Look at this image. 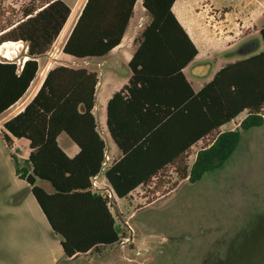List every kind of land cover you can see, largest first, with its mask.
<instances>
[{
  "label": "trees",
  "instance_id": "trees-1",
  "mask_svg": "<svg viewBox=\"0 0 264 264\" xmlns=\"http://www.w3.org/2000/svg\"><path fill=\"white\" fill-rule=\"evenodd\" d=\"M136 1L88 0L63 53L77 59L107 55L121 43ZM174 1H143L151 21L129 63L132 76L107 105V129L123 157L105 177L119 199L152 183L157 191H170L184 180L200 181L225 164L243 132L264 123V49L256 53L259 44L249 43L242 49L248 57L222 67L194 93L182 70L197 50L171 13ZM69 14L62 0H27L18 20L1 30L10 38L0 45L25 43L27 60L0 58V115L26 93L38 70L37 59L49 52ZM260 37L264 46V27ZM58 70L73 75L63 78L65 88L46 90ZM97 81L94 72L55 67L34 99L2 125L8 146L12 138L28 142L27 159L12 156L16 175L27 183L65 258L72 261L121 239L107 200L91 191L90 180L102 168L105 148L92 113ZM243 112L236 129L220 132ZM61 133L79 148L74 158L58 146ZM199 141L203 146L189 166V150ZM169 169L173 179L167 176ZM255 241L264 244L261 236L249 244Z\"/></svg>",
  "mask_w": 264,
  "mask_h": 264
},
{
  "label": "rangeland",
  "instance_id": "rangeland-1",
  "mask_svg": "<svg viewBox=\"0 0 264 264\" xmlns=\"http://www.w3.org/2000/svg\"><path fill=\"white\" fill-rule=\"evenodd\" d=\"M25 4L27 0H0V42L10 38L1 30L18 20ZM7 42L17 44L8 59L22 61L26 44ZM4 55L0 52V58ZM2 130L0 126V264H264V244H249L258 236L264 239V123L243 132L225 164L200 181L182 182L170 191L139 189L114 202L119 243L72 262L60 261L58 238L27 183L16 175L12 156L20 159L21 143L13 140L8 146ZM200 146L189 153L190 163Z\"/></svg>",
  "mask_w": 264,
  "mask_h": 264
},
{
  "label": "crops",
  "instance_id": "crops-1",
  "mask_svg": "<svg viewBox=\"0 0 264 264\" xmlns=\"http://www.w3.org/2000/svg\"><path fill=\"white\" fill-rule=\"evenodd\" d=\"M62 1L70 8V14L49 52L37 59L38 70L26 93L15 105L0 115V126L23 111L25 106L40 91L49 73L54 71L55 67L64 66L72 71L85 69L88 72L96 73L98 81L95 87V106L92 113L105 148L102 168L94 177L97 178L100 186L111 187L105 177V172L113 163L123 157V153L108 132L107 105L114 94L120 92L129 84L132 76L129 63L138 47L140 34L145 26L150 23L151 18L143 7L144 0H137L128 27L118 46L102 57L77 59L64 54L62 50L88 0ZM171 13L197 50L194 59L182 70L185 80L194 93L199 92L208 84L222 67L244 59L237 57L245 52L244 50H239L240 48L243 49L249 43L255 41L259 44L258 53L264 49L260 37V30L264 27V0H175L171 6ZM58 41L60 42L56 47V42ZM5 43L17 45L13 42ZM13 53H16V51H13ZM26 60L27 58L23 56L22 61L18 63ZM72 75L68 71H55L52 74V78L48 80L46 90L49 88H65L67 80L63 78ZM182 91L185 93V87H182ZM245 116L246 112H243L235 120L220 127V132L236 129ZM262 116L264 117V115ZM17 141L22 146V152L21 150L19 151L20 159H27L30 153L28 142L23 139ZM57 143L68 158H74L79 153L77 145L65 133H61L57 137ZM198 144L203 146V142L199 141L190 148L189 153ZM202 146L198 148L197 152ZM197 152L194 154L192 163L188 161L189 166L195 161ZM190 156L188 155V159ZM106 157L109 159L106 160ZM169 174L172 175L173 179L174 173L172 169H169ZM182 182H187V180ZM154 185L152 183L146 187L139 186L135 191L153 188ZM91 191L95 192L93 189ZM135 191L130 193L129 197ZM124 199H119L116 196L114 202ZM109 210L112 213V210ZM90 255L92 254L87 253L78 259ZM63 260L72 261V259L65 258L64 254L60 261ZM60 261H57V263Z\"/></svg>",
  "mask_w": 264,
  "mask_h": 264
},
{
  "label": "built area",
  "instance_id": "built-area-1",
  "mask_svg": "<svg viewBox=\"0 0 264 264\" xmlns=\"http://www.w3.org/2000/svg\"><path fill=\"white\" fill-rule=\"evenodd\" d=\"M108 159L109 158L106 157V160ZM90 183H91V189H93L95 193L105 198L107 200L108 208L112 210V206L116 199V196H115L116 194L114 193L113 189L111 187H107L104 185L100 186L96 177L91 178Z\"/></svg>",
  "mask_w": 264,
  "mask_h": 264
},
{
  "label": "bare ground",
  "instance_id": "bare-ground-1",
  "mask_svg": "<svg viewBox=\"0 0 264 264\" xmlns=\"http://www.w3.org/2000/svg\"><path fill=\"white\" fill-rule=\"evenodd\" d=\"M14 46V44L11 43H4L0 45V52L4 53V57L6 59L10 58L9 54H13V51L11 50V47Z\"/></svg>",
  "mask_w": 264,
  "mask_h": 264
},
{
  "label": "water",
  "instance_id": "water-1",
  "mask_svg": "<svg viewBox=\"0 0 264 264\" xmlns=\"http://www.w3.org/2000/svg\"><path fill=\"white\" fill-rule=\"evenodd\" d=\"M3 43H5V42H2L1 44H3Z\"/></svg>",
  "mask_w": 264,
  "mask_h": 264
}]
</instances>
